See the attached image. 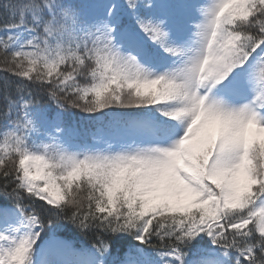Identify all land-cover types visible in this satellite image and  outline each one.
<instances>
[{"label":"snow or ice","instance_id":"1","mask_svg":"<svg viewBox=\"0 0 264 264\" xmlns=\"http://www.w3.org/2000/svg\"><path fill=\"white\" fill-rule=\"evenodd\" d=\"M0 264H264V0H0Z\"/></svg>","mask_w":264,"mask_h":264},{"label":"trees","instance_id":"2","mask_svg":"<svg viewBox=\"0 0 264 264\" xmlns=\"http://www.w3.org/2000/svg\"><path fill=\"white\" fill-rule=\"evenodd\" d=\"M70 122L73 123V124H76V120H75V119L71 120ZM78 126H79V128L81 129V131L84 130V125H83V123H80ZM113 258H114V259L119 258V254L116 253V252H113Z\"/></svg>","mask_w":264,"mask_h":264}]
</instances>
